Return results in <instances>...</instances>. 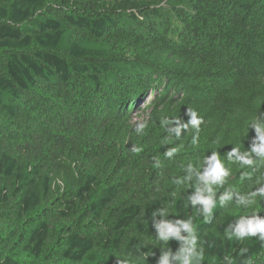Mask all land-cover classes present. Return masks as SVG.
Masks as SVG:
<instances>
[{"label": "trees", "instance_id": "trees-1", "mask_svg": "<svg viewBox=\"0 0 264 264\" xmlns=\"http://www.w3.org/2000/svg\"><path fill=\"white\" fill-rule=\"evenodd\" d=\"M257 117L264 0H0V264H157L181 242L155 225L177 219L199 264H264V242L225 235L264 217L259 195L236 203L264 163L228 156L250 152ZM214 152L229 175L206 221L189 197Z\"/></svg>", "mask_w": 264, "mask_h": 264}, {"label": "clouds", "instance_id": "clouds-1", "mask_svg": "<svg viewBox=\"0 0 264 264\" xmlns=\"http://www.w3.org/2000/svg\"><path fill=\"white\" fill-rule=\"evenodd\" d=\"M186 115L189 119L183 127L191 125L198 130L202 119L198 117L194 110H186ZM250 127L255 134L249 145L250 152L245 151L243 154H240L241 152L239 148H231L230 151H228L229 158H234L236 161H239L241 165L252 166L256 163V161L251 158V153L256 154L260 158V162L264 163V118L257 117ZM143 128L144 125H139L136 131L139 133ZM175 131L178 135L181 131V127H177ZM195 143L196 139L194 138L193 144ZM134 151H139V149H134ZM175 151L176 149H172L166 152L165 155L171 156ZM204 163H207L208 167L205 169L203 175L199 176V179L196 182L195 194L189 197V199L193 206L200 205V208L197 209V213L202 214L207 221L209 220L212 210L217 202L213 185H222L225 182V178L229 175V170L224 166L223 162L219 159L218 154L215 152L207 158ZM256 166L259 167V164H256ZM189 179H191V177H189ZM176 183L179 185L180 181H177ZM201 184L203 187L200 186ZM257 195L264 198V186H261L255 192L247 194L246 196H237L236 203L244 207H251L255 204ZM230 198L231 192L226 191L220 195L219 201L223 204L225 200ZM156 214L157 213L154 212L152 215L155 216ZM159 214L161 216L166 215V210L161 209ZM155 228L156 238L159 241L167 244L170 238H175L177 241L181 242V246L176 254H172L170 249L162 251V255L158 259L157 264H169L170 258L172 261H176L177 264H199L203 259L202 249L199 251L197 250L195 228L191 219H177L174 223L170 221L161 222L156 224ZM181 231L185 232L187 235L182 236L180 234ZM225 235L228 239L235 237L237 240L257 237L260 241L264 242V217H260L258 214L241 216L234 228L229 227L225 229ZM247 251V248H242L240 250L242 255L247 253ZM224 261L225 264H233V260L228 256L224 257ZM118 264H129V261H118ZM244 264H252L251 258L249 257Z\"/></svg>", "mask_w": 264, "mask_h": 264}, {"label": "rangeland", "instance_id": "rangeland-1", "mask_svg": "<svg viewBox=\"0 0 264 264\" xmlns=\"http://www.w3.org/2000/svg\"><path fill=\"white\" fill-rule=\"evenodd\" d=\"M135 119L139 118L138 116H134Z\"/></svg>", "mask_w": 264, "mask_h": 264}]
</instances>
